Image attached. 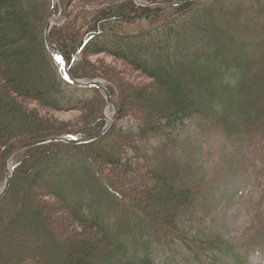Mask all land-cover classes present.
<instances>
[{
	"label": "trees",
	"instance_id": "1",
	"mask_svg": "<svg viewBox=\"0 0 264 264\" xmlns=\"http://www.w3.org/2000/svg\"><path fill=\"white\" fill-rule=\"evenodd\" d=\"M55 7L0 0V192L22 144L95 136L111 121L107 92L71 81L50 46ZM58 15L54 38L74 75L106 78L120 111L98 140H53L17 157L0 201V264H158L155 244L192 236L187 218L207 190L177 150L184 125L201 118L264 136V0H60Z\"/></svg>",
	"mask_w": 264,
	"mask_h": 264
},
{
	"label": "rangeland",
	"instance_id": "2",
	"mask_svg": "<svg viewBox=\"0 0 264 264\" xmlns=\"http://www.w3.org/2000/svg\"><path fill=\"white\" fill-rule=\"evenodd\" d=\"M141 2L147 4L150 0ZM114 59L108 56V63L120 70L131 69ZM108 112L114 117L116 106L109 104ZM58 114L71 121L81 118L80 112ZM130 120L122 122L130 124ZM182 130L177 150L196 161L208 176L207 190L187 218L192 236L176 234L173 242L155 244L158 264H264V136H231L224 130H210L201 118L190 119ZM160 142L155 140L152 148ZM13 162L15 167L17 158ZM198 235L206 237L205 245L219 238L223 246L202 251L203 244L192 240Z\"/></svg>",
	"mask_w": 264,
	"mask_h": 264
},
{
	"label": "water",
	"instance_id": "3",
	"mask_svg": "<svg viewBox=\"0 0 264 264\" xmlns=\"http://www.w3.org/2000/svg\"><path fill=\"white\" fill-rule=\"evenodd\" d=\"M59 2H60V0H56V7H55L54 15H53L50 27H49V34L48 35H49V43H50L51 48L54 50V52L56 53V55L58 56L60 61L64 64L65 69H66L70 79L74 83H76L78 85H82V86H87V87H101V88L105 89L108 93V96H109L110 105H115L117 108V112H116V115L114 117L113 116L111 117V121H110V124L108 125V127L98 135L85 137V138L75 137V136H71V135H57V136L50 137V138H41V139L29 141V142L24 143L21 146H19L12 153V155L9 158V161H8L9 181H8L7 185L5 186V188L0 192V201L3 200L7 196V194L9 193V191L12 187V184H13L15 167L13 169H11L10 163L13 160H15L18 157V155H20L23 151H25L26 149H28L34 145L46 143V142L53 141V140H62V141L73 142V143H86V142L98 140V139L102 138L106 133H108V131L112 128V126L116 122L118 115H119L120 106L117 104L115 94H114L111 86L108 84V82L106 80H102V79L90 80V79H84V78L76 77L72 71L71 66H70L69 59L64 55V52H63V49L61 48V46L55 41V39H54V28H55L56 24L58 23V5H59ZM61 57H63V59H61ZM0 261H1V246H0Z\"/></svg>",
	"mask_w": 264,
	"mask_h": 264
},
{
	"label": "bare ground",
	"instance_id": "4",
	"mask_svg": "<svg viewBox=\"0 0 264 264\" xmlns=\"http://www.w3.org/2000/svg\"><path fill=\"white\" fill-rule=\"evenodd\" d=\"M10 168H11V169L14 168V162H13V161L10 163Z\"/></svg>",
	"mask_w": 264,
	"mask_h": 264
},
{
	"label": "snow or ice",
	"instance_id": "5",
	"mask_svg": "<svg viewBox=\"0 0 264 264\" xmlns=\"http://www.w3.org/2000/svg\"><path fill=\"white\" fill-rule=\"evenodd\" d=\"M61 59H63V57H61Z\"/></svg>",
	"mask_w": 264,
	"mask_h": 264
}]
</instances>
